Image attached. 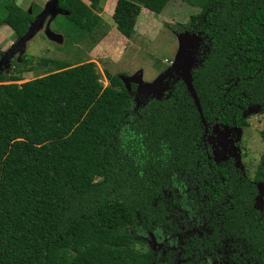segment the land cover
<instances>
[{
  "label": "trees",
  "instance_id": "trees-1",
  "mask_svg": "<svg viewBox=\"0 0 264 264\" xmlns=\"http://www.w3.org/2000/svg\"><path fill=\"white\" fill-rule=\"evenodd\" d=\"M86 1H58L78 38L104 2ZM182 1L198 99L176 75L104 87L93 62L40 59L48 72L22 83L26 57L0 68V264H264V165L250 179L207 143L264 109V0ZM1 3L20 35L41 12Z\"/></svg>",
  "mask_w": 264,
  "mask_h": 264
},
{
  "label": "rangeland",
  "instance_id": "rangeland-1",
  "mask_svg": "<svg viewBox=\"0 0 264 264\" xmlns=\"http://www.w3.org/2000/svg\"><path fill=\"white\" fill-rule=\"evenodd\" d=\"M179 5L184 4L180 2ZM38 6H41L40 3H38ZM39 7H36L35 10H37ZM42 7L44 8V4ZM192 9L193 8L191 6H185L184 10H186L187 14L185 13L182 19H174V24L170 25L169 27L166 25L168 29L163 30L158 36L154 37L153 42H146L144 40L146 35L140 36L139 34H136L131 38V40H129V42L126 43L125 46L120 45L119 47H116V52L118 53V59L116 58L117 60L115 58L105 57L102 55L101 49L94 47L95 42H97L102 37L101 34L104 32L103 29L97 32L95 37L91 36L87 44L88 47H84L90 55V57H87L86 59L87 61H91L92 59L96 61L95 63L97 65V71L100 74V81L102 85L104 87L108 85V81L104 76L105 73L117 76H129L131 82L139 90L154 85V82L159 79V77H161L162 80L167 78L169 74H167V76L164 75L166 74L167 70L172 68V66L175 64V57L179 49L177 35H179V33H187L184 32V30L182 31L181 25H183L185 21V23L189 21V14L194 15L197 13V9L195 13H193ZM116 14L121 23L126 25H129L131 21H134V18L136 19L137 16L135 8L128 3H126V8L121 11H117ZM63 15L65 14L58 15L56 19L50 22V28L48 32L52 31L56 34L63 35L65 32L67 33V31H69L70 33L67 34V37H72L75 40V37H77V35H75L77 29L68 24V21L65 19V17H63ZM3 27L4 26H2V30L0 29V44L2 46L10 41L11 35L13 34L12 30L7 27ZM176 30L179 32H176ZM37 33L38 31L32 35L34 36L36 34V36H34V38L28 42L27 47H11L9 52H6L7 47H4V52H6L4 54L0 51V60H2L1 63H3L5 69L11 66L14 61L21 63L24 61L23 58L25 57L30 61L31 64H29V67L32 66L31 71L23 73L21 75L22 80L16 83L30 81L35 77L42 76L48 72L46 68L39 65L38 61L40 57L58 59L64 63H67L65 60H75L69 59V51H71V47L74 46L66 44L59 47L53 44L45 37V35H47V30H44V32L41 31L38 34ZM111 34L113 36H110L109 39L113 38L117 40V35H119L118 31H116V34ZM23 35L21 37H23ZM85 37H87V35ZM192 50L193 49L191 48L189 53L192 52ZM84 58L85 53L83 52L77 57L78 60H83ZM165 60H167V62H165ZM186 61H189V58L188 60L186 58ZM76 62L77 61H74V63ZM168 62L172 63L170 64ZM176 71V73L182 74L183 67ZM176 73L175 75H177ZM170 78H172V76ZM165 80L166 81L158 86V90H161L162 88L167 89L171 86L173 80ZM191 88L195 94V97L198 99L196 91L197 87L192 80ZM248 123V127L243 128L235 135L229 131L227 132L224 129L216 131L214 137L216 142L214 144L216 145V148L219 150V152L214 154V157L221 159L225 157L228 152H233L238 159V166L250 179H252L255 176L257 167L260 164L264 165V141L259 135V132L264 130V109L260 111V113L252 115L249 118ZM214 139L212 136V140ZM260 206L264 214V182L262 186V204H260ZM145 239L150 240L154 245H157V242L155 243L154 236L148 235L145 237ZM136 247L139 249H147L148 246L145 242L141 244L139 241Z\"/></svg>",
  "mask_w": 264,
  "mask_h": 264
},
{
  "label": "crops",
  "instance_id": "crops-1",
  "mask_svg": "<svg viewBox=\"0 0 264 264\" xmlns=\"http://www.w3.org/2000/svg\"><path fill=\"white\" fill-rule=\"evenodd\" d=\"M2 1L3 0H0V12L2 11L1 9ZM11 1H13L14 4H16L22 10L27 11L28 13H31L32 9L35 11L36 7H39L38 3H40L41 6L39 8L42 11L45 8L49 0H43V1L42 0H38V1L37 0H11ZM82 1L88 4V1L86 0H82ZM180 2L183 3L184 5H179ZM126 3L133 6L137 13L136 19L134 18V21H131L129 25H126L124 23L122 24L119 18L116 16L117 11L119 10L121 11L124 8H126ZM43 4H44V8L42 7ZM153 4L154 3L151 2V5L147 3L138 5V4L132 3L129 0H104L102 11L98 13L100 20L98 24L94 26V28L90 32H87L86 34L87 37L85 36L83 38L75 37V40H74V38L72 37L68 38L66 34H63V35L56 34L55 32H52V31L51 32L49 31L47 35H45V37L48 39V41L52 42L53 44L59 47L64 46L66 44L74 46V47H71L72 50L69 51V54H70L69 59H75L74 61H77V62L74 63V61H66V60L65 62H67L71 66H75V65L82 64V63H86V62H93V63L96 62L94 59H92L91 61H87L86 58L87 57L89 58L90 55L84 47H88L87 44L91 36L95 37L97 32L103 29L104 32L102 34L100 33L102 37L97 42H95L94 47L101 49L102 55H104L105 57H111V58L118 59V53L116 52V47H119L120 45L125 46L126 43L129 42V40H131V38L135 36L136 34H139L140 36L146 35L144 40L146 42H151V41L153 42L154 37L158 36L163 30L168 29L166 25H168L169 27L170 25L174 24L173 22L174 19H182L184 17L183 15L186 13V10H184V7L188 5L182 0H169L167 4L161 8L158 5H153ZM191 7L193 8L192 9L193 13H195L196 9L193 6ZM64 13L65 15H63V17H66L68 13L67 12H64ZM189 16L191 15L189 14ZM1 17L2 19H0V29L2 30V26H4L3 28L7 27L13 32L9 42L5 43L4 46L0 44V51L3 52V54L6 52H9L11 47H27L28 42L32 40L34 36H36L35 34L34 36L18 44V41L23 34L20 35L19 32L18 31L16 32L12 28L11 25L3 22V20L5 19L8 20V17L6 16L4 17L3 13H0V18ZM50 20H51L50 16H47L45 18L42 27L38 30V33H40L41 31L44 32V30L45 31L49 30L50 28L49 24L51 22ZM176 21H179V20H176ZM116 31H118V34H119L117 35V40L113 38L109 39L110 36H113L111 33L116 34ZM4 47H7L6 52H4ZM82 52L85 53V58L83 60H78L77 57ZM40 59L61 61V60L54 59V58L49 59V58L40 57L39 60ZM0 68H4V66L0 64ZM96 68H97V65H96Z\"/></svg>",
  "mask_w": 264,
  "mask_h": 264
},
{
  "label": "water",
  "instance_id": "water-1",
  "mask_svg": "<svg viewBox=\"0 0 264 264\" xmlns=\"http://www.w3.org/2000/svg\"><path fill=\"white\" fill-rule=\"evenodd\" d=\"M58 1L59 0H49L48 3L46 4L45 8L35 17L34 21L30 24V26L28 27L26 33L23 35V37H21L18 41V44L22 43L24 40L28 39L29 37H31L35 32H37L43 25L44 20L47 16L51 17V21L52 19L58 15L61 14H65L61 9L58 8ZM48 33V31H47ZM178 41H179V49L178 52L176 54V61L175 64L172 66V68L168 69L166 74L164 76H167V74H169L168 77H171L172 75H175V73L177 72L176 70L180 69L181 67H183V72L182 74L180 73H176L177 77H181L187 84L188 88L190 89V91L192 92V95L195 99V94L193 93V90L191 88V79H190V70L192 69L193 66V52L189 53V50L192 48L194 49L195 47H197L198 45V40L195 38H190V35L188 33H179V35H177ZM196 43V45H195ZM189 47V48H187ZM186 58L189 61H186ZM2 60H0V64L3 65V63H1ZM5 73H8L7 70H5ZM162 76V75H161ZM163 80L161 79V77H159V79H157L154 82V85H151L143 90H152L153 88L157 87L164 82L165 79ZM120 80L122 82V84L124 85L125 89L130 92L131 91V79L129 77H126L124 75H120ZM161 90H165L164 88H162ZM197 99V98H196ZM227 132L228 130L225 129ZM240 131V130H239ZM238 131V132H239ZM262 186L263 184H261L259 190H260V201L262 204Z\"/></svg>",
  "mask_w": 264,
  "mask_h": 264
},
{
  "label": "flooded vegetation",
  "instance_id": "flooded-vegetation-1",
  "mask_svg": "<svg viewBox=\"0 0 264 264\" xmlns=\"http://www.w3.org/2000/svg\"><path fill=\"white\" fill-rule=\"evenodd\" d=\"M216 141H215V139L214 140H207V143L208 144H211L212 146H215V143ZM219 152V150H217L216 152H214L215 154H217ZM213 158L215 159V160H219V158H215L214 156H213ZM221 159H223V158H221ZM164 241V240H163Z\"/></svg>",
  "mask_w": 264,
  "mask_h": 264
},
{
  "label": "built area",
  "instance_id": "built-area-1",
  "mask_svg": "<svg viewBox=\"0 0 264 264\" xmlns=\"http://www.w3.org/2000/svg\"><path fill=\"white\" fill-rule=\"evenodd\" d=\"M165 62H167V60H165Z\"/></svg>",
  "mask_w": 264,
  "mask_h": 264
}]
</instances>
